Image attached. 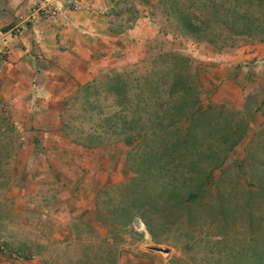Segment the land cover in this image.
Listing matches in <instances>:
<instances>
[{"label":"rangeland","instance_id":"rangeland-1","mask_svg":"<svg viewBox=\"0 0 264 264\" xmlns=\"http://www.w3.org/2000/svg\"><path fill=\"white\" fill-rule=\"evenodd\" d=\"M150 15L141 56L63 102L74 144L98 151L84 165L112 173L74 224L45 218L49 183L21 192L22 106L0 99V264H264V76L225 65L259 43L231 33L260 25L226 14L195 33L172 0Z\"/></svg>","mask_w":264,"mask_h":264},{"label":"crops","instance_id":"crops-1","mask_svg":"<svg viewBox=\"0 0 264 264\" xmlns=\"http://www.w3.org/2000/svg\"><path fill=\"white\" fill-rule=\"evenodd\" d=\"M44 1L59 14L25 23L31 7ZM68 1L0 0V32L18 25V33L4 43L0 99L22 106L13 118L23 147L21 192L42 193L51 185L46 192L54 195L47 206L52 215L45 218L56 226L74 224L93 207L98 188L112 181L110 169L84 165L96 150L74 144L64 128L63 102L95 76L136 61L143 39L156 32L150 15L156 0H79L76 9ZM226 60L231 76H244L243 68L246 76H264V42L239 47Z\"/></svg>","mask_w":264,"mask_h":264},{"label":"trees","instance_id":"trees-1","mask_svg":"<svg viewBox=\"0 0 264 264\" xmlns=\"http://www.w3.org/2000/svg\"><path fill=\"white\" fill-rule=\"evenodd\" d=\"M172 1L175 5V13H178L179 20L184 23L189 31L204 32V28H212L216 21L227 14L245 26L251 23L260 25L255 30L250 28L235 29L231 35H254L256 41L264 42V0H185L186 4L182 10L179 7L181 0ZM213 34L222 36L221 39L225 38L223 32L215 31L212 32Z\"/></svg>","mask_w":264,"mask_h":264},{"label":"built area","instance_id":"built-area-1","mask_svg":"<svg viewBox=\"0 0 264 264\" xmlns=\"http://www.w3.org/2000/svg\"><path fill=\"white\" fill-rule=\"evenodd\" d=\"M78 1L79 0H69L68 2L70 3L72 9H76L78 7ZM58 14L59 10L57 8H55L52 4L44 1L32 6L31 11L22 19L25 23L32 24L38 18H55ZM17 33L18 25H12L8 29L0 32V61L4 59V54L7 50L6 45L4 44L5 40Z\"/></svg>","mask_w":264,"mask_h":264},{"label":"water","instance_id":"water-1","mask_svg":"<svg viewBox=\"0 0 264 264\" xmlns=\"http://www.w3.org/2000/svg\"><path fill=\"white\" fill-rule=\"evenodd\" d=\"M160 250V249H159ZM165 251V250H164Z\"/></svg>","mask_w":264,"mask_h":264}]
</instances>
